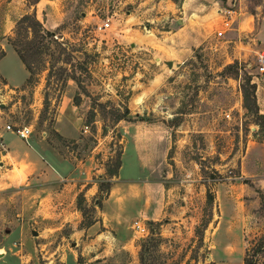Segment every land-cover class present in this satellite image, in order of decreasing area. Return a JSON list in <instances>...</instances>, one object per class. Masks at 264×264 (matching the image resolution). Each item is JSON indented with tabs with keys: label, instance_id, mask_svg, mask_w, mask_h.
Segmentation results:
<instances>
[{
	"label": "rangeland",
	"instance_id": "rangeland-1",
	"mask_svg": "<svg viewBox=\"0 0 264 264\" xmlns=\"http://www.w3.org/2000/svg\"><path fill=\"white\" fill-rule=\"evenodd\" d=\"M35 1L0 0V131L29 126L23 140L45 149L63 176L0 185V264H244L247 249L264 264V119L255 95L264 84V0H231L251 25L235 37L197 31L222 18L217 6L173 36L183 0ZM30 12L66 45L56 61H35L27 82L8 37ZM25 74L19 86L9 81ZM62 116L74 136L57 132ZM125 146V178L136 177V146L138 179L164 189L123 187L128 236L120 240L101 212ZM1 148L4 176L16 167Z\"/></svg>",
	"mask_w": 264,
	"mask_h": 264
},
{
	"label": "crops",
	"instance_id": "crops-1",
	"mask_svg": "<svg viewBox=\"0 0 264 264\" xmlns=\"http://www.w3.org/2000/svg\"><path fill=\"white\" fill-rule=\"evenodd\" d=\"M221 1H225V4L231 5V0H183L180 4V12H182L183 16L178 18L177 21L179 23V27L173 28L170 30L173 34L179 35L182 30H186L188 27L187 20H191L192 16H197V22L202 23L201 19H203L209 12L211 8L214 6L219 7L221 6ZM188 7L195 9L194 13L189 10ZM224 8V7H223ZM231 8V7H230ZM235 13L232 16V24L230 27H223L222 18L218 22H207L203 28L198 26L197 31L203 33V31L211 32L214 35H217L216 32L219 30H223V34L218 37H235L241 33V30L244 27L250 28V24L247 23V20L242 18L241 12L237 11L235 8ZM247 23V24H246ZM207 25V26H206ZM247 28V29H248ZM196 29V27H194ZM260 34L264 38V21L261 22L260 26ZM193 36V34L191 33ZM195 41H200V38L192 37ZM191 43V42H190ZM23 65V64H22ZM27 77V74L20 79V82L15 83L11 81L13 86L21 85ZM257 91L255 92L257 105L259 107L260 113L264 115V84L258 85ZM261 87L260 93H258ZM74 128L71 126L70 118L61 117L57 121V132L59 135L63 137H72ZM127 142V141H126ZM0 145L2 152L4 150L5 156L9 158L10 163L16 167V171H14L13 167L8 169V172L4 174V176H0V185L4 187H16L18 185L25 184L29 180L33 179H41L45 180L47 183L51 181H58L60 177H62L61 166L56 168L55 165L52 164L51 159H49V155L45 149H42L39 145L33 144L31 141L26 142L18 135L14 134L13 132L9 131H0ZM128 146H125V150L123 152V161L120 165L118 171V178L116 183H114L107 195V198L102 203V225H109L111 227V234L116 237L117 239H125L128 236L126 227L127 223L122 222V212H121V204L123 203L125 197L123 195V187L126 186L127 183H131L130 187L137 189V185L139 182L143 181L144 183H151L150 185H154L157 189H164L163 184L160 183L158 179L155 181H144L138 179V173L142 171L143 166L140 164L139 157L136 151V146L134 148L135 159L137 166L135 167L136 174L135 178H125L124 169L126 166V157ZM9 163L8 161H6ZM84 185H80L79 191H82ZM93 187H87L86 195L89 191H91ZM115 207L114 212L120 210V213H116L114 215L111 213L112 207ZM141 214H144L143 209H141ZM148 217V216H147ZM96 224H93V228Z\"/></svg>",
	"mask_w": 264,
	"mask_h": 264
},
{
	"label": "trees",
	"instance_id": "trees-1",
	"mask_svg": "<svg viewBox=\"0 0 264 264\" xmlns=\"http://www.w3.org/2000/svg\"><path fill=\"white\" fill-rule=\"evenodd\" d=\"M36 0L33 5L37 2ZM9 44L13 47L20 61L24 64L25 69L29 73L27 82H30L34 74L33 63L36 61L41 63L45 56H50L53 60L60 58L65 51L66 42L57 31H51L43 26L34 12L24 14L17 22L13 35L8 37ZM54 45L58 49V54L52 53L51 46ZM5 51L0 47V58L3 57ZM71 55H65L66 59ZM74 80L73 77H70ZM264 119L263 114H259ZM208 201H212V194L208 192ZM254 255V254H252ZM244 264H257L256 260L250 259L249 249L246 250Z\"/></svg>",
	"mask_w": 264,
	"mask_h": 264
},
{
	"label": "built area",
	"instance_id": "built-area-1",
	"mask_svg": "<svg viewBox=\"0 0 264 264\" xmlns=\"http://www.w3.org/2000/svg\"><path fill=\"white\" fill-rule=\"evenodd\" d=\"M221 14L222 17V24L224 28H228L231 26L232 24V16L234 15L235 11L234 9L230 8V7H224L222 9L218 10ZM217 36H221L223 34V30H219L216 32ZM260 62H263V56L260 55L259 56ZM260 71H264V66L261 65L260 66ZM87 125L84 126V131H86L87 129ZM6 129L10 130L11 132H13L14 134L18 135L19 137H21L22 139H27L28 136L31 134V128L29 126L23 125V126H10V125H6ZM133 227L139 231V232H143L145 230V227L141 224V222H139L138 220H135L133 222Z\"/></svg>",
	"mask_w": 264,
	"mask_h": 264
},
{
	"label": "water",
	"instance_id": "water-1",
	"mask_svg": "<svg viewBox=\"0 0 264 264\" xmlns=\"http://www.w3.org/2000/svg\"><path fill=\"white\" fill-rule=\"evenodd\" d=\"M166 64H167L169 67H172V66H173V62H172V61H167Z\"/></svg>",
	"mask_w": 264,
	"mask_h": 264
},
{
	"label": "bare ground",
	"instance_id": "bare-ground-1",
	"mask_svg": "<svg viewBox=\"0 0 264 264\" xmlns=\"http://www.w3.org/2000/svg\"><path fill=\"white\" fill-rule=\"evenodd\" d=\"M0 254H2V252H0Z\"/></svg>",
	"mask_w": 264,
	"mask_h": 264
}]
</instances>
